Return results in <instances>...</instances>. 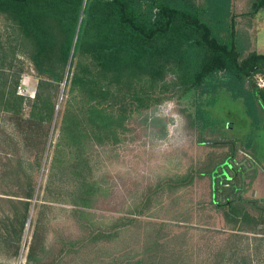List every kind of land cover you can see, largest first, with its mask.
Listing matches in <instances>:
<instances>
[{"label":"trees","instance_id":"16d2710c","mask_svg":"<svg viewBox=\"0 0 264 264\" xmlns=\"http://www.w3.org/2000/svg\"><path fill=\"white\" fill-rule=\"evenodd\" d=\"M196 1L0 0V135L7 147L0 152V178L17 183L9 197L0 196V248L7 258L26 251L25 264H61L78 243L105 239L107 232L84 221L81 227L89 236L69 241L63 254L51 257L38 218L30 216L41 207L34 204L40 192L37 175L56 125L51 171L60 167L74 182L75 200L69 205L85 218L96 194L87 176V149L120 142L130 115L159 103L152 92L165 81L168 68L177 79L172 89L179 88L182 95L196 90L210 99L226 91L243 99L258 123L264 88L254 84L257 77L264 78V53L236 46L246 43L235 29L232 0L223 6L222 0ZM251 3L247 15L253 19L264 9V0ZM174 51L195 59L189 56L183 67L180 55L170 59ZM21 58L28 59L38 80L34 97L18 93ZM199 112L207 114L202 108ZM4 122L21 140L6 132ZM227 208L225 218L234 229L256 233L260 222L242 203ZM245 224L253 229L246 230ZM28 225L31 236L24 242Z\"/></svg>","mask_w":264,"mask_h":264},{"label":"rangeland","instance_id":"374dc122","mask_svg":"<svg viewBox=\"0 0 264 264\" xmlns=\"http://www.w3.org/2000/svg\"><path fill=\"white\" fill-rule=\"evenodd\" d=\"M196 2L203 5V0ZM251 2L232 0L235 29L240 41L246 43L244 47L236 42V46L248 48V53H264V9L251 19L247 15ZM220 4L223 6L226 0ZM170 53V59L180 55L183 67L189 64V56L195 59L190 54L183 58L176 51ZM21 60L22 93L34 97L38 80L28 59ZM166 72L165 81L152 92L159 103L132 113L120 142L87 149V176L96 194L85 218L75 215L76 207L69 205L75 200L74 182L60 167L51 171L59 137L57 125L52 128L47 161L44 159L37 175L40 192L34 204L41 207L32 209L30 215L40 222L50 256L63 254L69 241L89 236L81 227L84 221L95 230L107 232L97 244L89 245V240L78 243L61 264H264V214L250 204H242L260 225L255 227L256 233L241 232L225 218L226 200L218 207L212 198V174L232 152L227 144L211 142L241 138L242 144V138L257 132L247 103L235 100L226 91H219L211 99L209 95L201 97L196 90L182 95L179 88L170 86L177 81L175 72L169 68ZM200 108L207 113L203 118ZM2 126L21 140L8 122ZM4 139L0 135V152L7 148ZM21 152H25L22 144ZM16 185L13 179L0 178V196L9 197L17 190ZM244 228L252 230L253 226L245 224ZM31 230L28 225L24 242ZM25 255L26 251L11 260L0 248L1 262L25 264Z\"/></svg>","mask_w":264,"mask_h":264},{"label":"flooded vegetation","instance_id":"af4514ba","mask_svg":"<svg viewBox=\"0 0 264 264\" xmlns=\"http://www.w3.org/2000/svg\"><path fill=\"white\" fill-rule=\"evenodd\" d=\"M251 123L254 129H257V132L252 134L249 133L252 136L249 135L242 138L245 139L242 144L240 143L241 138H235V140L227 142H211V144H227L231 147L232 152L225 159V162L212 174V198L214 204L218 207L223 205L220 203L225 199L226 202L224 205L229 206L231 203H247L258 210L261 214H264V196L257 197V191L252 192L250 197L246 196V193L249 190L247 187L248 185H246L248 180L253 182L260 177L264 178V110L263 116L258 119V123H256L254 119L251 120ZM229 129L231 131L234 130L233 127H229ZM258 131L260 132L258 133ZM239 152L244 156V159L240 162L237 160ZM242 162L244 165L240 166ZM228 163L234 167L236 173L230 168ZM242 168H245V170H242V179H240V174L238 172L241 171ZM225 172H228L232 178L236 177L237 182L229 180L225 175ZM217 183L218 188H216ZM252 202H255V205H253Z\"/></svg>","mask_w":264,"mask_h":264},{"label":"crops","instance_id":"0c3cea01","mask_svg":"<svg viewBox=\"0 0 264 264\" xmlns=\"http://www.w3.org/2000/svg\"><path fill=\"white\" fill-rule=\"evenodd\" d=\"M251 153H253V152H251ZM243 159H244V156L241 154V152H239L237 155L238 162L242 161ZM245 162H247V161H245ZM243 165H244V163L242 162V164H240V166H243ZM242 170H245V168H242L241 171L238 172L240 174V179H242ZM246 185H248V186L251 185V189L248 188L249 190L246 193L247 197H250V195L254 191H257V197L264 196V178L260 177L258 180H255L253 182L251 180H248V183H246ZM249 192L251 194H249Z\"/></svg>","mask_w":264,"mask_h":264},{"label":"water","instance_id":"95a60500","mask_svg":"<svg viewBox=\"0 0 264 264\" xmlns=\"http://www.w3.org/2000/svg\"><path fill=\"white\" fill-rule=\"evenodd\" d=\"M254 86H258V85L255 83ZM63 91H64V89L62 90V95H63ZM228 164H229L230 168L236 173V170L234 169V167L230 163H228ZM225 175L228 177L229 180L237 182V178L236 177H233V178L230 177L228 172H225ZM252 204L255 205V202H252ZM258 209H261V208H258Z\"/></svg>","mask_w":264,"mask_h":264},{"label":"built area","instance_id":"2783aa9c","mask_svg":"<svg viewBox=\"0 0 264 264\" xmlns=\"http://www.w3.org/2000/svg\"><path fill=\"white\" fill-rule=\"evenodd\" d=\"M257 81H258L257 85H258L260 88H264V78L259 76V77L257 78ZM18 93L21 94V95H23V93H22V86H20V87L18 88Z\"/></svg>","mask_w":264,"mask_h":264}]
</instances>
